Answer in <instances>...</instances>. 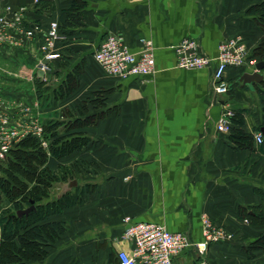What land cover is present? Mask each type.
<instances>
[{
  "label": "crops",
  "instance_id": "1",
  "mask_svg": "<svg viewBox=\"0 0 264 264\" xmlns=\"http://www.w3.org/2000/svg\"><path fill=\"white\" fill-rule=\"evenodd\" d=\"M263 1L0 0V8L25 5L32 24L56 20L64 27L45 98L60 112L83 105V115L100 116L83 128L91 142L82 151L48 161L51 168L77 161L90 168L76 178L83 201L49 218L64 222L66 231L36 264H117V252L131 247L122 237L127 215L195 242L203 238L207 217L232 235L207 251V264H264V146L256 140L264 128L262 83L242 86L237 79L255 68L230 67V92L217 97L215 60L186 69L177 66L176 53L191 37L216 58L221 41L242 36L251 54L263 35L257 9ZM108 34L136 53L151 40L156 71L123 79L108 74L94 56ZM39 44L36 38L0 53V73L12 72L11 84H23L16 74L31 71ZM231 108L243 119L236 137L232 126L217 128ZM51 109L45 106L44 113Z\"/></svg>",
  "mask_w": 264,
  "mask_h": 264
},
{
  "label": "built area",
  "instance_id": "2",
  "mask_svg": "<svg viewBox=\"0 0 264 264\" xmlns=\"http://www.w3.org/2000/svg\"><path fill=\"white\" fill-rule=\"evenodd\" d=\"M38 1V0H36ZM25 5H6L0 8V53L7 48H21L40 39L39 55L27 74L17 73L22 83H33L37 78L49 82L53 63L61 58L60 43L66 39L60 23L51 20L46 24H32L27 19ZM42 26V27H41ZM177 66L186 69L204 68L214 60L216 67L213 74V91L217 97L226 96L230 91L227 70L230 67L250 65L255 68L256 59H249L248 46L242 36H234L221 41L216 58L203 53L197 39L187 37L176 46ZM95 59L110 75L127 78L132 75H149L156 71L154 45L144 39L143 48L138 52L131 51L124 40L108 34L94 53ZM44 73L40 76L38 72ZM10 74V75H9ZM0 73V163L12 149L28 137H36L44 148H48L43 124L44 111L40 101L34 96L35 90L11 84L13 73ZM235 116L233 108L227 110L218 120L219 131L231 129V120ZM256 140H264L261 132ZM123 240L131 244L130 248L117 252V264H182L179 259L184 251L193 249L200 255L209 250L212 242L223 241L232 235L209 218L203 219V238L192 241L186 233L172 232L158 222L134 221L127 215ZM202 264H207L202 262Z\"/></svg>",
  "mask_w": 264,
  "mask_h": 264
},
{
  "label": "trees",
  "instance_id": "3",
  "mask_svg": "<svg viewBox=\"0 0 264 264\" xmlns=\"http://www.w3.org/2000/svg\"><path fill=\"white\" fill-rule=\"evenodd\" d=\"M257 9L260 11L258 24L263 30V35L259 44L249 54V59L264 60V1ZM74 19V15L69 14L68 24H73ZM60 27L64 31L61 24ZM240 68L244 69V66ZM35 82L34 96L42 99V105L49 104L46 94L51 91V87L39 78ZM52 90L53 93L59 92L58 89ZM60 92L58 95L61 98L63 93L61 90ZM258 93L264 106V81ZM42 109L44 111L45 107L42 106ZM82 110L83 107H80L81 112ZM234 111L232 137L241 134L242 130L235 129V126L243 124L241 111ZM60 113L59 117L63 115L62 111ZM50 115L48 112L43 115L48 148H44L36 137H28L12 149L4 162L0 163V204L4 199L10 204L9 210L0 211V264H36L42 261L48 254L47 248L66 231L64 222L50 221L49 218L83 201V193L77 192L78 186L59 196H54L50 190L55 182L72 181L74 174H79L81 170L89 172V163H57L55 168H51L48 161L51 158L59 161L76 151H82L91 142L83 128L99 120L100 116L78 117L66 131L64 121L53 119ZM259 144L264 146V140ZM32 202L35 209L30 213L21 217L12 216L14 212L27 208ZM216 243L212 242L209 250Z\"/></svg>",
  "mask_w": 264,
  "mask_h": 264
},
{
  "label": "rangeland",
  "instance_id": "4",
  "mask_svg": "<svg viewBox=\"0 0 264 264\" xmlns=\"http://www.w3.org/2000/svg\"><path fill=\"white\" fill-rule=\"evenodd\" d=\"M22 86H24V88L33 89V90L36 91V82L30 83V82L25 80V82L22 84ZM41 100L42 99L39 100L41 108H42V106L43 107H45V106L49 107L50 106V108H52L50 110V114H51L50 116H52L53 119L64 121V126H66L65 127L66 131H68V129H67L68 126H70L72 121H74L76 118H78V117L84 118L85 117V115H83L82 113L78 112V111H80V107H83V105H80L79 107H77L75 109L68 107L67 109L63 110V108H62L61 111H62L63 115L59 117V115L61 113H60V110H58V103L50 102L49 103L50 105L48 103H45L44 105H42ZM53 107H55V108H53ZM86 109H87V107H86ZM63 111H65V113ZM64 114H65V117H64ZM62 132H65V131L62 130ZM2 162H4V161H2ZM0 173H1V169H0ZM77 176H78V174H74L75 178H73V179H76ZM69 182L70 181H68V182H61V181L60 182H55L53 184V186H52L50 191H52V194L54 196L62 195L66 191H69V189H72V187H69ZM9 207H10V204L7 202L6 199H4L1 202V204H0V211H2L4 209H8L9 210ZM206 254L200 255L195 250L190 249L189 251H184V253L181 255L179 261L182 264H202V262H206V257H205Z\"/></svg>",
  "mask_w": 264,
  "mask_h": 264
},
{
  "label": "water",
  "instance_id": "5",
  "mask_svg": "<svg viewBox=\"0 0 264 264\" xmlns=\"http://www.w3.org/2000/svg\"><path fill=\"white\" fill-rule=\"evenodd\" d=\"M264 70V60H259L255 64V70L254 71H245L239 78L238 82L241 83L242 86H252L253 83H262L264 81V73L261 71ZM38 74L40 76H43L44 73L39 71ZM264 132V128L262 129ZM77 184V180L73 179L69 182V187H74ZM35 209L34 202L30 206H27L25 209L18 210L12 214L14 217H21L23 215H27L32 210Z\"/></svg>",
  "mask_w": 264,
  "mask_h": 264
}]
</instances>
